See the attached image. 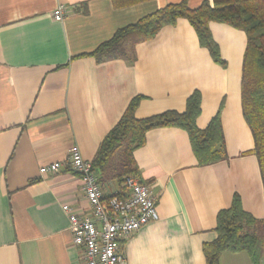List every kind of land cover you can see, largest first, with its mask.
Here are the masks:
<instances>
[{"label":"crops","instance_id":"obj_1","mask_svg":"<svg viewBox=\"0 0 264 264\" xmlns=\"http://www.w3.org/2000/svg\"><path fill=\"white\" fill-rule=\"evenodd\" d=\"M181 1L0 0V264H83L62 207L79 216L90 211L81 179L68 168V149L77 145L92 163L136 97L134 116L141 120L183 113L198 91L196 126L206 128L220 112L226 157L200 166L184 130L146 133L133 158L139 179L156 195L158 219L121 244L125 264H205L202 246L216 239L217 213L234 195L264 223L263 185L241 110L244 32L209 23L224 66L200 47L185 19L127 47V58L98 63L88 56L118 29ZM203 1L212 0L186 3L196 9ZM60 5L66 14L58 22L52 13ZM54 162L61 163L59 172L39 175ZM102 190L111 196L117 183ZM220 264L252 261L246 253L225 252Z\"/></svg>","mask_w":264,"mask_h":264},{"label":"trees","instance_id":"obj_2","mask_svg":"<svg viewBox=\"0 0 264 264\" xmlns=\"http://www.w3.org/2000/svg\"><path fill=\"white\" fill-rule=\"evenodd\" d=\"M177 19L188 21L200 47L207 49L212 61L219 66H224V62L212 38L209 23L228 25L246 36L241 67V110L252 135V154L257 159L264 195V0H212L211 4L203 1L196 9H190L186 0L168 4L134 24L118 29L110 40L100 44L88 56L94 57L98 63L127 58V47L133 50L138 43L153 39L163 27L175 25ZM140 100L136 97L129 102L121 118L103 138L92 161L101 186L108 181L117 183L118 192L107 198H123L125 179L138 176L133 152L144 146L145 135L150 130H184L200 166L217 163L226 157L220 112L206 128L196 126L201 103L198 91L187 98L185 111L181 114L166 111L138 120L134 112ZM262 225V221L242 209L239 196L234 195L230 206L217 213L216 239L202 246L205 264H219L220 256L225 252L246 253L253 264H259L264 254V237L261 236L264 231L260 233L261 230L257 229Z\"/></svg>","mask_w":264,"mask_h":264},{"label":"built area","instance_id":"obj_3","mask_svg":"<svg viewBox=\"0 0 264 264\" xmlns=\"http://www.w3.org/2000/svg\"><path fill=\"white\" fill-rule=\"evenodd\" d=\"M66 14L63 6L52 13L61 22ZM68 168L79 176L89 204V215L79 216L69 206L62 209L69 219L72 243L81 249L83 264H125L121 244L134 232L158 219L156 195L138 176H129L124 185L126 196L106 197L93 171L92 163L85 160L77 145H71L66 157ZM61 163L40 167L41 176L60 171Z\"/></svg>","mask_w":264,"mask_h":264},{"label":"rangeland","instance_id":"obj_4","mask_svg":"<svg viewBox=\"0 0 264 264\" xmlns=\"http://www.w3.org/2000/svg\"><path fill=\"white\" fill-rule=\"evenodd\" d=\"M262 231H260V233H261ZM262 237H264V233L261 235ZM263 256H264V254L262 255V257H261V260H262V258H263ZM261 260H260V262H261ZM259 262V263H260ZM219 264H220V259H219ZM253 264V263H252Z\"/></svg>","mask_w":264,"mask_h":264}]
</instances>
